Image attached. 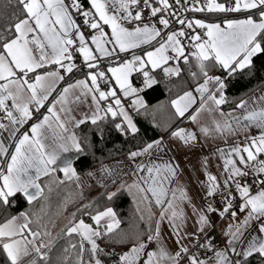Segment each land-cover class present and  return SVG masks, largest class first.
<instances>
[{"label": "snow or ice", "instance_id": "1", "mask_svg": "<svg viewBox=\"0 0 264 264\" xmlns=\"http://www.w3.org/2000/svg\"><path fill=\"white\" fill-rule=\"evenodd\" d=\"M5 6L14 10L6 21L0 17V264H264V83L247 98L227 95L237 76L251 80L264 72V63H255L264 57V0H6ZM78 72L83 78L73 79ZM161 73L164 80L187 74L192 82L170 101L162 134L141 139L116 167L102 163L82 176L64 158L84 152L87 137L75 130L90 123L103 139L110 125L140 139L136 117L149 115L145 96L162 82ZM85 104L80 118L73 115ZM205 114L210 124L202 122ZM53 125L58 131L50 137ZM201 138L223 141L211 153L220 161L215 174L209 156L199 165L204 178L194 180L185 179L175 156L160 159L173 146L197 147ZM84 177L104 189L103 207L84 197L93 186ZM52 183L78 190L76 200L65 197L59 205L61 224L47 211ZM124 194L137 214L130 229L110 206Z\"/></svg>", "mask_w": 264, "mask_h": 264}, {"label": "trees", "instance_id": "2", "mask_svg": "<svg viewBox=\"0 0 264 264\" xmlns=\"http://www.w3.org/2000/svg\"><path fill=\"white\" fill-rule=\"evenodd\" d=\"M5 2L6 0H0V17H3L6 21L7 18L11 16V13L14 9L11 6H5ZM232 15L236 17L241 16V14ZM195 16L203 17V14H198ZM209 18L211 20L219 19L215 15H212ZM175 27L179 26L176 25ZM255 63L257 67H259L261 63H264V57L257 59ZM82 77L83 73L80 72L73 75V79H79ZM260 77H264V72L259 73L256 78L251 80H249L246 76H237L230 82L227 89V95L233 100H238L241 97L246 98L245 94L249 93L250 89H254L261 83H264V81H262ZM160 78L162 79V82L158 86H156L154 90H149L147 95L145 96V99L150 105H153L163 98L172 99L174 97H177L178 95H181L184 90H188L192 87V82L190 81V78L187 76V74L182 75V77L180 78L174 77L171 80H164L162 78V75H160ZM132 79L134 85L139 86L140 78L133 74ZM63 86L64 82L60 85V87ZM53 95H55V93ZM231 106V104L226 105L225 109H231ZM41 111L45 112V109H41ZM137 122L138 126L141 129V132L140 139L135 141L131 140L130 138L121 136L110 125L103 126V139L99 138V133L94 132V126H92L90 123L82 125L79 129H76V134L81 138L86 136L87 140L83 142L82 146L84 147V152L74 160V166L83 175L87 171L92 170L102 163L104 164L126 156L128 150L134 148L141 139L143 141H150L159 137L160 133L154 126L141 119H138ZM31 123L32 121L29 122V125ZM27 128L28 125L25 127V129ZM57 176H59L58 173ZM55 178L56 177H52L50 179L46 178V182H52L55 180ZM52 188L53 191L49 200L50 206L48 207L47 211L50 217L56 219L57 224H61L62 219L57 218V212L60 211L59 205L63 203L65 197L69 198L70 200H76L78 190L71 183L59 186H57L55 183H52ZM103 191L93 197V199L100 201V204L98 205L99 207L104 206V201L101 198V194L103 193ZM85 202H87V200ZM110 206H113L115 208L118 216L123 221V223L121 224L122 228L130 229L137 224L135 204L131 195L124 194L118 200L114 201ZM19 210L20 209H13V214H15ZM74 210L75 208L73 207V205L69 203L68 211ZM140 226L143 227V225ZM55 231H58V229L53 230L54 234ZM0 261H2V258H0Z\"/></svg>", "mask_w": 264, "mask_h": 264}, {"label": "crops", "instance_id": "3", "mask_svg": "<svg viewBox=\"0 0 264 264\" xmlns=\"http://www.w3.org/2000/svg\"><path fill=\"white\" fill-rule=\"evenodd\" d=\"M137 51H139V50H137ZM77 62L79 63V59H78ZM160 75H162V77H163L162 73ZM82 78H79V79H82ZM62 83L63 82H61L60 85ZM175 98L176 97H174L172 99L163 98L162 100L154 103L153 105H150L151 109H156L155 114L153 115L152 111L150 109L149 115H147V116H143V115L142 116H138V117H136V120L141 119L143 121L148 122L152 126H154L153 121H155L156 123L161 125V128H157V127L154 126L158 130L160 135H161L162 134V130L161 129L166 124V122L168 121V119L170 117L171 112L173 111L171 109V106H170V101L175 99ZM87 109H88V105L87 104L82 105L80 108H78V109H76L74 111L73 115H75L77 118H80L82 112L87 111ZM225 110L227 111V110H230V109H225ZM201 119H202L203 123H206V124H210L211 123V119L207 116V114L203 115L201 117ZM26 126L27 125H25V127ZM182 126H185V127H188V128H192L193 127L191 124H188L187 122L184 125H182ZM55 131H58V129H56L55 125H53V128L48 131V135L51 137L52 133L55 132ZM258 132H259L258 129H255V128L250 129V133L252 135H257ZM229 142L231 143V140ZM218 144L220 146H223V141H220L218 139H209V140L205 141L203 138H201L200 144L197 147H195V148H193L191 150H187V149L177 150L175 148V146H173L172 151L169 152L166 155L161 156L160 159L166 161V160H168L169 156H175L179 160V162L181 163L182 167H184L185 174H186L185 175V179L188 178V174H191L193 180L195 179V177L197 175H200V178L203 179L204 177L202 175V170L199 168V165H200V161L205 156H209L210 157L209 171L212 172L213 174H215L217 172V164L220 163V161H218L215 157H212L211 153H212V151L215 149V147ZM80 154L75 153V152H70V153L64 154V158L71 159L72 163H73L74 160ZM124 160H125V156L121 157V158H118V159H116L114 161H110V162L104 163V164L112 166V167H116L117 166V161H124ZM100 166L101 165L93 168L90 171H94V170L100 168ZM124 167H126V162H125ZM58 174L62 178V173L58 172ZM125 179L129 183L131 182L130 178L126 177ZM84 181H85L86 185L89 184V183H92V185H93L91 188H89L87 186L84 188L83 194H84L85 198H91L95 194H97L98 192L103 190V188L100 187L99 185L94 184L92 181H88L86 177H84ZM192 187H193V189H196V191L198 192V188L195 185V183H193ZM216 223L218 225V229L223 227V225H224V222L220 221V220H217ZM218 234H219V231H218Z\"/></svg>", "mask_w": 264, "mask_h": 264}, {"label": "built area", "instance_id": "4", "mask_svg": "<svg viewBox=\"0 0 264 264\" xmlns=\"http://www.w3.org/2000/svg\"><path fill=\"white\" fill-rule=\"evenodd\" d=\"M198 14H201V13H194V14H193V13H190L189 15H198ZM255 190H256V189L254 188L253 191H255ZM215 234H216V235L218 236V238H219L218 231H217V233H215Z\"/></svg>", "mask_w": 264, "mask_h": 264}, {"label": "rangeland", "instance_id": "5", "mask_svg": "<svg viewBox=\"0 0 264 264\" xmlns=\"http://www.w3.org/2000/svg\"><path fill=\"white\" fill-rule=\"evenodd\" d=\"M103 190H104V189H103ZM103 190H102V191H103ZM102 191H100V192H102ZM100 192H98V193H100ZM98 193H97V194H98ZM97 194H95L93 197H95ZM90 197H91V196H90ZM93 197H91V198L93 199Z\"/></svg>", "mask_w": 264, "mask_h": 264}]
</instances>
